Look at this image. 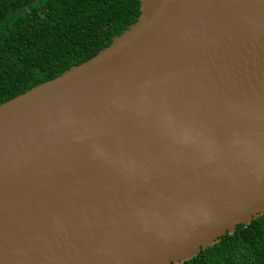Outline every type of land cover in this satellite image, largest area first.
Returning <instances> with one entry per match:
<instances>
[{"label":"water","instance_id":"95a60500","mask_svg":"<svg viewBox=\"0 0 264 264\" xmlns=\"http://www.w3.org/2000/svg\"><path fill=\"white\" fill-rule=\"evenodd\" d=\"M138 1L0 104V264H182L264 213V0Z\"/></svg>","mask_w":264,"mask_h":264},{"label":"trees","instance_id":"16d2710c","mask_svg":"<svg viewBox=\"0 0 264 264\" xmlns=\"http://www.w3.org/2000/svg\"><path fill=\"white\" fill-rule=\"evenodd\" d=\"M138 0H0V104L110 45ZM182 264H264V213Z\"/></svg>","mask_w":264,"mask_h":264}]
</instances>
